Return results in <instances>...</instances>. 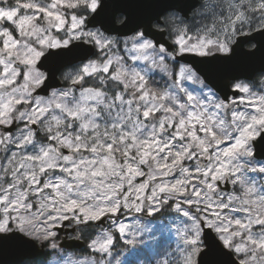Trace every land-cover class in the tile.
I'll use <instances>...</instances> for the list:
<instances>
[{
  "label": "snow or ice",
  "instance_id": "1",
  "mask_svg": "<svg viewBox=\"0 0 264 264\" xmlns=\"http://www.w3.org/2000/svg\"><path fill=\"white\" fill-rule=\"evenodd\" d=\"M0 264H264V0H0Z\"/></svg>",
  "mask_w": 264,
  "mask_h": 264
},
{
  "label": "water",
  "instance_id": "2",
  "mask_svg": "<svg viewBox=\"0 0 264 264\" xmlns=\"http://www.w3.org/2000/svg\"><path fill=\"white\" fill-rule=\"evenodd\" d=\"M243 47H244L245 49L248 48L247 44L243 45ZM64 236H65V233L62 232V233H61V237H62V239H61V243H64V242H65L64 239H63ZM67 243H69V244L73 243L71 237H69V239L67 240Z\"/></svg>",
  "mask_w": 264,
  "mask_h": 264
},
{
  "label": "rangeland",
  "instance_id": "3",
  "mask_svg": "<svg viewBox=\"0 0 264 264\" xmlns=\"http://www.w3.org/2000/svg\"><path fill=\"white\" fill-rule=\"evenodd\" d=\"M159 216V214H157Z\"/></svg>",
  "mask_w": 264,
  "mask_h": 264
}]
</instances>
